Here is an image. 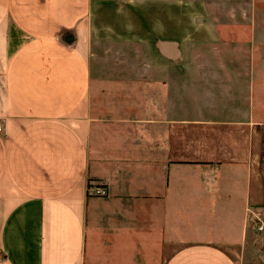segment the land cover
<instances>
[{"label": "crops", "instance_id": "1", "mask_svg": "<svg viewBox=\"0 0 264 264\" xmlns=\"http://www.w3.org/2000/svg\"><path fill=\"white\" fill-rule=\"evenodd\" d=\"M179 3L0 0V264H241L234 248L188 238L193 186L177 188L173 171L233 165L258 185V91L243 121L173 118L178 80L147 78L181 58ZM204 15L191 19L209 30ZM233 123L250 127L246 144L195 158V125Z\"/></svg>", "mask_w": 264, "mask_h": 264}, {"label": "rangeland", "instance_id": "2", "mask_svg": "<svg viewBox=\"0 0 264 264\" xmlns=\"http://www.w3.org/2000/svg\"><path fill=\"white\" fill-rule=\"evenodd\" d=\"M179 1L176 39L181 58L160 76L151 69L152 77L147 78L178 80L177 112L173 118L243 121L245 111L256 98L254 87L258 91L257 118L264 121V0ZM196 9L205 14L209 30L197 27L199 20L191 19ZM154 10L152 3L146 5V13L150 14L144 22L147 33L156 27ZM237 125H195V158L212 161L223 157L224 146L228 156V151L234 152L239 144H246L250 127ZM186 128L179 125V144H185L191 133ZM256 139L253 155L257 160L251 168L257 174L258 185L255 176L233 165L199 171L192 164H178L173 171L177 188L185 182L193 186L192 205L188 207L190 211L194 208L198 228L188 238L234 248L241 255V264H264V125L257 129ZM206 180L212 190L210 185L219 182L216 194L202 193ZM200 198L205 205L201 206Z\"/></svg>", "mask_w": 264, "mask_h": 264}, {"label": "built area", "instance_id": "3", "mask_svg": "<svg viewBox=\"0 0 264 264\" xmlns=\"http://www.w3.org/2000/svg\"><path fill=\"white\" fill-rule=\"evenodd\" d=\"M91 191H93V193L95 195H98V196H105V195H107V191L105 189L101 188V187H98V186L97 187H93L91 189ZM0 258H1V254H0Z\"/></svg>", "mask_w": 264, "mask_h": 264}, {"label": "water", "instance_id": "4", "mask_svg": "<svg viewBox=\"0 0 264 264\" xmlns=\"http://www.w3.org/2000/svg\"><path fill=\"white\" fill-rule=\"evenodd\" d=\"M159 48H161L163 50V52L169 53V51H166L167 46L165 44L159 43ZM172 57H178V51H176L175 49H172V53H171Z\"/></svg>", "mask_w": 264, "mask_h": 264}]
</instances>
